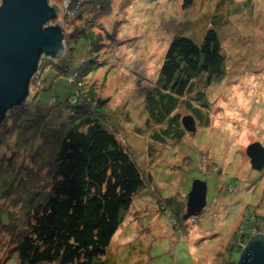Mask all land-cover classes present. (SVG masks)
Segmentation results:
<instances>
[{"label": "rangeland", "instance_id": "1", "mask_svg": "<svg viewBox=\"0 0 264 264\" xmlns=\"http://www.w3.org/2000/svg\"><path fill=\"white\" fill-rule=\"evenodd\" d=\"M64 1L49 0L58 16L45 27L59 24L62 30H69L63 18L75 17L78 7L74 1L64 7ZM216 1L197 0L191 7L183 6L182 0L104 2L110 13L100 23L122 41L99 56L103 63L84 75L81 84L85 91L92 89L98 99L105 100L103 110L120 127L119 139L129 145L132 157L152 179L149 188L135 195L112 239L110 254L118 264H229L228 250L239 247L240 230L247 228L246 234L264 237V169L254 171L245 154L254 143L264 148V0H225L227 11L222 12L229 17L222 27L228 26L219 31L225 75L206 92L208 124L191 119L180 108L182 120L189 122L183 124L185 136L165 144L152 143L144 126L143 98L159 77L171 40L177 35L199 40ZM246 1L247 7L242 6ZM83 52L80 42L75 54L59 60L60 66L68 67L71 74ZM47 66L36 75L41 80L31 84L26 104L33 114L51 119L60 112V105L54 107L56 101L75 98L69 89L75 92L78 82L75 76L64 77ZM6 135H1L4 143L0 142L2 215L19 210V205L12 207L3 180L11 183L12 191L19 174L25 177L28 167L33 169L31 156L41 141L24 142L15 152L14 134L7 139ZM195 181L207 187L205 208L183 218L185 228L179 222L175 226L168 213L161 212L158 201L165 203L175 197L185 202ZM6 229L0 222V264H20L7 246ZM240 253H232V258L238 261Z\"/></svg>", "mask_w": 264, "mask_h": 264}, {"label": "trees", "instance_id": "2", "mask_svg": "<svg viewBox=\"0 0 264 264\" xmlns=\"http://www.w3.org/2000/svg\"><path fill=\"white\" fill-rule=\"evenodd\" d=\"M105 1L74 0L77 15L63 18L69 29H63V56L71 57L83 42L77 69L69 74L68 67L60 66V59L41 63V69L48 65L47 70L76 77L75 92L69 89L75 98L68 96L59 104L56 101L54 107L60 105V112L51 119L33 114L27 104L14 108L0 126V142L4 143L1 135L7 134V139L14 134L15 152L24 147V142L41 140L31 156L33 169L28 167L25 177L19 174L12 191L11 183L2 182L9 190L12 207L19 205L18 211L0 214V222L7 228V246L20 264H118L110 254L112 239L135 195L151 186L149 173L132 157L129 145L119 139L117 122L113 123L104 112L105 100L98 99L92 89L85 91L81 84L84 75L103 63L99 56L110 53L112 49L107 48L119 46L122 41L107 33L100 23L110 13ZM196 1L182 0L185 7ZM248 2L241 4L247 7ZM227 5L225 0L216 1L214 13L208 16V28L199 40L182 35L171 40L159 77L142 103L144 126L152 143L165 144L168 139L185 136L180 108L191 119L208 124L206 92L225 75L226 58L219 31L228 26L222 27L228 22L229 16L222 12L227 11ZM40 80L34 77L31 84ZM186 202L187 198L184 202L172 197L165 203L158 201V205L175 226L179 222L185 228ZM246 230H240L239 243L248 236ZM235 247L234 251L228 250L232 260L229 264L237 263L232 253L241 250Z\"/></svg>", "mask_w": 264, "mask_h": 264}, {"label": "water", "instance_id": "3", "mask_svg": "<svg viewBox=\"0 0 264 264\" xmlns=\"http://www.w3.org/2000/svg\"><path fill=\"white\" fill-rule=\"evenodd\" d=\"M49 0H0V126L7 113L24 106L31 95V82L41 71L42 61H58L64 55V32L59 26L45 27L56 19L57 9ZM185 126L188 121L182 122ZM245 154L254 171L264 169V148L254 143ZM207 187L195 181L187 196L184 219L200 214L206 205ZM237 264H264V237L254 235Z\"/></svg>", "mask_w": 264, "mask_h": 264}, {"label": "built area", "instance_id": "4", "mask_svg": "<svg viewBox=\"0 0 264 264\" xmlns=\"http://www.w3.org/2000/svg\"><path fill=\"white\" fill-rule=\"evenodd\" d=\"M74 0H66L63 2V5L64 7L67 6L70 4V3H73ZM40 72V71H39ZM39 72L37 73V75L39 76ZM38 76L36 77L38 79ZM254 235L251 234V233H248V236L245 237V239H243V243H240L239 245V249L241 251H243V249L245 248V246L247 245V243L249 242V240L253 237Z\"/></svg>", "mask_w": 264, "mask_h": 264}, {"label": "bare ground", "instance_id": "5", "mask_svg": "<svg viewBox=\"0 0 264 264\" xmlns=\"http://www.w3.org/2000/svg\"><path fill=\"white\" fill-rule=\"evenodd\" d=\"M91 3H92V1H91ZM65 17V16H64ZM37 75V74H36ZM36 75H35V77H36ZM35 100V99H34ZM31 106H33V105H31ZM36 106H38L37 104H36ZM37 108V107H36Z\"/></svg>", "mask_w": 264, "mask_h": 264}]
</instances>
